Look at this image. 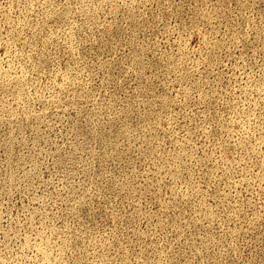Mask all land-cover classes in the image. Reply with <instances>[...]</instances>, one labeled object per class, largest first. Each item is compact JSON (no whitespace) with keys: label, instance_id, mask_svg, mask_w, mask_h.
I'll use <instances>...</instances> for the list:
<instances>
[{"label":"rangeland","instance_id":"374dc122","mask_svg":"<svg viewBox=\"0 0 264 264\" xmlns=\"http://www.w3.org/2000/svg\"><path fill=\"white\" fill-rule=\"evenodd\" d=\"M0 264H264V0H0Z\"/></svg>","mask_w":264,"mask_h":264}]
</instances>
